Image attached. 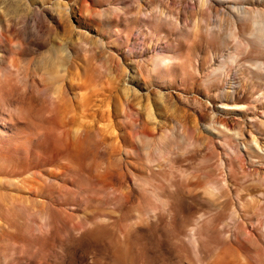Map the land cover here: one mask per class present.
Returning a JSON list of instances; mask_svg holds the SVG:
<instances>
[{"label":"rangeland","instance_id":"obj_1","mask_svg":"<svg viewBox=\"0 0 264 264\" xmlns=\"http://www.w3.org/2000/svg\"><path fill=\"white\" fill-rule=\"evenodd\" d=\"M0 264H264V0H0Z\"/></svg>","mask_w":264,"mask_h":264},{"label":"bare ground","instance_id":"obj_2","mask_svg":"<svg viewBox=\"0 0 264 264\" xmlns=\"http://www.w3.org/2000/svg\"><path fill=\"white\" fill-rule=\"evenodd\" d=\"M258 143V142H257Z\"/></svg>","mask_w":264,"mask_h":264}]
</instances>
